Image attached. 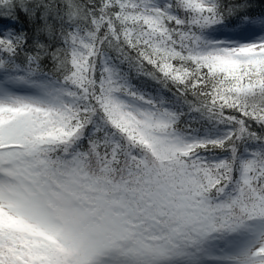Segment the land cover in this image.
I'll list each match as a JSON object with an SVG mask.
<instances>
[{"label": "snow or ice", "instance_id": "obj_1", "mask_svg": "<svg viewBox=\"0 0 264 264\" xmlns=\"http://www.w3.org/2000/svg\"><path fill=\"white\" fill-rule=\"evenodd\" d=\"M0 264H264V0H0Z\"/></svg>", "mask_w": 264, "mask_h": 264}, {"label": "trees", "instance_id": "obj_2", "mask_svg": "<svg viewBox=\"0 0 264 264\" xmlns=\"http://www.w3.org/2000/svg\"><path fill=\"white\" fill-rule=\"evenodd\" d=\"M259 7H260V5L257 3V7H256V10H259Z\"/></svg>", "mask_w": 264, "mask_h": 264}]
</instances>
